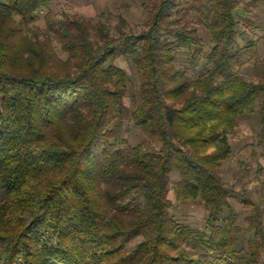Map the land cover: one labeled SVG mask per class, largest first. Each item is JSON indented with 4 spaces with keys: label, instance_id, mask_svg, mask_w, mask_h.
<instances>
[{
    "label": "trees",
    "instance_id": "obj_1",
    "mask_svg": "<svg viewBox=\"0 0 264 264\" xmlns=\"http://www.w3.org/2000/svg\"><path fill=\"white\" fill-rule=\"evenodd\" d=\"M51 2L0 0V264H261L264 210L223 170L243 116L264 147L239 23L264 0H147L145 28L121 17L118 35L70 13L31 29Z\"/></svg>",
    "mask_w": 264,
    "mask_h": 264
},
{
    "label": "rangeland",
    "instance_id": "obj_2",
    "mask_svg": "<svg viewBox=\"0 0 264 264\" xmlns=\"http://www.w3.org/2000/svg\"><path fill=\"white\" fill-rule=\"evenodd\" d=\"M144 1L147 0H52L49 8L40 12L36 22L29 27L45 31L48 14L51 13L54 17L60 18L64 13H70L93 23L106 22L114 35H118L117 27L121 17H125L130 26L139 32L145 28L148 17ZM251 9L252 11L243 12L239 16L240 29L245 31V34L240 36V44L246 53V60L240 66V70L244 75L257 81L264 77V4ZM202 33L206 32L202 31ZM178 64L186 69L190 64V57L181 54ZM124 66L137 81L135 71L130 65L124 64ZM260 129L261 122L256 114L242 117L239 125L230 135L233 153L225 162L223 176L236 190L264 210V147L258 142ZM214 149L215 147H211L209 151ZM178 179V175L173 174L172 181L175 182ZM170 197L174 202L172 212L178 219L190 222L197 227L204 226L207 210L201 202L177 200L173 191ZM232 203L239 212L240 225L247 228L249 226L247 217L252 213L253 206L244 205L241 198L233 199ZM249 235V232H245L244 239L247 240ZM261 264H264V253Z\"/></svg>",
    "mask_w": 264,
    "mask_h": 264
}]
</instances>
